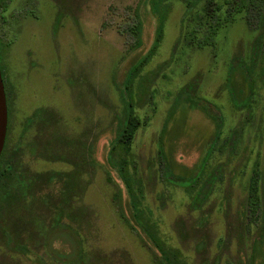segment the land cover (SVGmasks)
<instances>
[{
	"label": "rangeland",
	"instance_id": "1",
	"mask_svg": "<svg viewBox=\"0 0 264 264\" xmlns=\"http://www.w3.org/2000/svg\"><path fill=\"white\" fill-rule=\"evenodd\" d=\"M224 1L162 0L156 44L153 0H0V264H158L109 163L135 66L130 169L161 240L181 264H264V1L198 47Z\"/></svg>",
	"mask_w": 264,
	"mask_h": 264
},
{
	"label": "trees",
	"instance_id": "2",
	"mask_svg": "<svg viewBox=\"0 0 264 264\" xmlns=\"http://www.w3.org/2000/svg\"><path fill=\"white\" fill-rule=\"evenodd\" d=\"M263 1L264 0H225L224 3H215V5L212 7H210V5H207L203 10L202 15L204 16L201 17L200 15L196 18L198 26L195 27V29H193L189 33H191V36L194 37L195 44L198 47L202 48L206 45H211L214 43L215 36L224 21H231L236 12H240L244 9H259ZM161 3L162 0H153L154 13L160 15L158 18V25L156 29V44L160 41L161 33L163 30V23L167 15L166 7H163V4ZM226 4L227 8H225ZM222 12H226V15H223ZM135 69L136 66L135 68L130 70L129 73H127V76L125 78L126 82L128 81ZM125 81L124 87L121 91V98L125 103L124 115L117 126L115 135L110 141L111 148L109 154V163L115 170L118 179L121 181L123 192L127 197L126 205L127 210L130 214L129 217L136 224L137 228L141 231V233L146 237L152 247L156 250L158 255V264H181L176 252L169 246L165 245V243L161 240L159 236V232L156 225L151 222L150 219L146 216V211L142 206L141 199L139 196L140 192H138V190L136 191L135 188V180L133 177V173L130 169L132 162L130 159V150L134 135L138 127V119L136 115H134V113L132 112L129 97L126 96V89L128 88V86ZM232 90L233 87H230V94L232 96V99L234 100ZM214 121L215 125L217 126V129H219L220 122H217L216 120ZM2 154L3 151L1 153V156ZM261 177L264 193V174ZM261 177L258 176L257 172H255L250 178L247 201L249 203V206L251 207L257 206L258 184L261 180Z\"/></svg>",
	"mask_w": 264,
	"mask_h": 264
},
{
	"label": "water",
	"instance_id": "3",
	"mask_svg": "<svg viewBox=\"0 0 264 264\" xmlns=\"http://www.w3.org/2000/svg\"><path fill=\"white\" fill-rule=\"evenodd\" d=\"M8 124V109L3 78L0 70V156L4 149Z\"/></svg>",
	"mask_w": 264,
	"mask_h": 264
},
{
	"label": "flooded vegetation",
	"instance_id": "4",
	"mask_svg": "<svg viewBox=\"0 0 264 264\" xmlns=\"http://www.w3.org/2000/svg\"><path fill=\"white\" fill-rule=\"evenodd\" d=\"M0 70H1V68H0ZM2 71V70H1ZM1 75H2V78H3V74H2V72H1ZM3 83H4V80H3ZM4 89H5V85H4ZM5 95H6V102H7V92H6V89H5ZM7 105H8V103H7ZM7 109H8V106H7Z\"/></svg>",
	"mask_w": 264,
	"mask_h": 264
}]
</instances>
